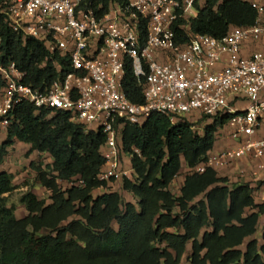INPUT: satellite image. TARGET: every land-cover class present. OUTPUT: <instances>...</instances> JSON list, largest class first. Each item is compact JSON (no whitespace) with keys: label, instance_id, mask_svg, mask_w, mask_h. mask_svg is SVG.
<instances>
[{"label":"trees","instance_id":"1","mask_svg":"<svg viewBox=\"0 0 264 264\" xmlns=\"http://www.w3.org/2000/svg\"><path fill=\"white\" fill-rule=\"evenodd\" d=\"M111 2L129 4V0L87 3L94 10L99 5L106 10ZM195 8L198 16L190 31L217 39L231 27L255 25L258 18L250 2L242 0H204L203 5L199 0ZM185 22L179 19L173 26L178 44L190 40L181 28ZM142 33L145 36V27ZM0 34L2 61L15 62L26 73V84L44 90L71 70L68 57L52 55L34 38L23 39L1 14ZM55 61L61 62L60 73ZM142 82L128 62L122 89L135 104L144 102ZM4 86L0 77V91ZM13 114L6 140L0 143V163L15 140L30 145V152L49 154L51 164L30 166L40 186L50 192V202L32 191L24 193L20 203L28 215L18 219L5 197L17 188L14 175L0 172V264H181L188 246L190 264H264V221L260 227L264 203L255 201L264 183L255 187L241 182V177L231 181L207 165L204 172L196 171L208 163L228 117L217 118L203 135L187 120L172 123L163 114H152L142 126L127 124L122 147L136 179L124 178L122 186L137 199L134 204L124 202L118 192L93 195L109 185L98 179L106 142L102 130L86 132L68 112L37 110L29 102L18 104ZM183 162L191 172L176 196L171 185ZM60 181L72 186L63 190ZM259 228L263 242L253 238L241 249ZM43 230L49 233L39 235Z\"/></svg>","mask_w":264,"mask_h":264},{"label":"built area","instance_id":"2","mask_svg":"<svg viewBox=\"0 0 264 264\" xmlns=\"http://www.w3.org/2000/svg\"><path fill=\"white\" fill-rule=\"evenodd\" d=\"M88 1L0 0V14L10 29L42 42L52 55L68 57L71 68L41 90L26 84V73L11 60L4 63L0 52L2 127H9L22 102L37 110L68 112L86 132L106 135L98 179L111 184L135 175L124 164L122 130L127 124L142 126L152 114H163L172 123L187 120L203 135L205 124L228 117L226 127L238 146L217 153L196 171L247 156L264 169V139H255L264 126V51L242 55L246 41H264V0L250 1L258 14L255 25L231 27L221 39L190 31L199 0H129L126 7L111 2L106 10L103 5L94 10ZM179 19L186 21L181 28L190 38L184 44L177 43L173 29ZM128 62L143 79L142 104L123 92ZM54 66L60 73L61 62ZM258 192L264 195V185Z\"/></svg>","mask_w":264,"mask_h":264},{"label":"rangeland","instance_id":"3","mask_svg":"<svg viewBox=\"0 0 264 264\" xmlns=\"http://www.w3.org/2000/svg\"><path fill=\"white\" fill-rule=\"evenodd\" d=\"M202 122L206 123L207 119L202 120ZM213 122H209V125H211ZM206 125V124H205ZM204 125V126H205ZM206 127V126H205ZM205 127H202L205 128ZM230 129L229 127H224L219 130L218 137L220 139L227 138L229 136ZM7 135V128L2 127L0 125V143H3L6 140ZM20 147L23 148H17L15 146L14 148L9 149L8 154L5 156L4 162L0 163V172L6 171L14 175V185L17 187L11 194L5 195L8 200V205L11 207L13 206L15 208V214L18 219H23L28 215V212L24 205L20 203L21 196L26 193L27 191L36 190V194L40 199H45L47 202H50V192L45 190L43 187L40 186L39 182L37 181V174L36 172L31 168V163L38 164L39 162L43 163H50L49 156L48 155H39L38 153L30 152V147L25 146V144H19ZM26 147V148H25ZM218 153V152H217ZM216 153V154H217ZM216 154L212 155L215 156ZM125 166L129 168L130 163L128 160V157H125ZM185 174V169H182L181 173L177 177L176 181L171 186V191L174 194H178V187L180 185V179ZM136 177L134 174H132V180H135ZM231 180V179H229ZM60 187L63 190H66L72 186V183L66 182V181H60L59 182ZM122 181L113 182L108 185L107 188H100L93 192L94 197L102 195L107 192H118L121 194L124 202H131L134 204H137V199L133 197L132 194L128 193L127 191L123 190ZM264 221V217H262V221L260 223V227ZM66 222L64 223V225ZM113 227L115 229H118V225L116 222L113 223ZM30 231H32V228H29ZM49 233L46 230H43L39 235L47 234ZM257 239L260 243H262L261 239V230L259 228V232L256 233V235L252 238H249L246 240L245 244L241 247V249H245V245L247 242H249L251 239ZM159 247H164V245H159ZM191 252V246H188V251L186 256L184 257L181 264H190L189 262V255Z\"/></svg>","mask_w":264,"mask_h":264},{"label":"crops","instance_id":"4","mask_svg":"<svg viewBox=\"0 0 264 264\" xmlns=\"http://www.w3.org/2000/svg\"><path fill=\"white\" fill-rule=\"evenodd\" d=\"M242 1L250 2L251 0H242ZM200 3H201V5H203L204 0H200ZM256 51H264V41H259V42L246 41L243 44L242 55L244 57H249L251 54H253ZM242 108H245V105H243ZM205 126H208V125H205ZM255 139H257V140L264 139V126L261 130H259L256 133ZM20 143L24 144L22 142H19L18 140H15L13 146L8 148V151H9V149L14 148L15 146H17V148H23V147H20V145H19ZM238 143L239 142L233 140L230 137V135L227 138H223V139H220L219 137H217V141L215 143V146L209 154L210 158L212 157V155L216 154L217 152L219 153V152L224 151L226 149H231V148L237 147ZM25 146L30 147V145H28V144H25ZM34 153H38L39 155L44 154V155L49 156L50 163L45 162L44 163L45 165L51 164L53 161L52 158L50 157V155L47 153H40V152H36V151ZM128 160H129V163L131 166V159L129 157H128ZM258 165H259L258 159H256L254 156H247V157H244L242 159L232 161L231 163H226V164L219 166V167H213V169L217 171L219 177L228 178V179H231V181H235L236 177H238V178L241 177V179H240L241 182H243V181L250 182L253 184V186H255L256 183L259 181H262L264 183V169L260 170ZM182 169H185V174L180 179V185L178 187L179 191H178V194H175L176 196H178L180 194V190H181L182 186L184 185L186 176L188 173L191 172V169L187 167L185 162L182 163ZM182 169H181V171H182ZM238 178H237V180H238ZM176 179L174 180V182L176 181ZM173 183H172V185H173ZM32 192L36 194L35 189L32 190ZM255 201L258 204L264 203V195H262L258 192L255 196Z\"/></svg>","mask_w":264,"mask_h":264}]
</instances>
